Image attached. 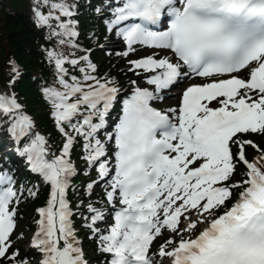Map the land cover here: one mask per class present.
Masks as SVG:
<instances>
[{
    "label": "snow or ice",
    "instance_id": "snow-or-ice-1",
    "mask_svg": "<svg viewBox=\"0 0 264 264\" xmlns=\"http://www.w3.org/2000/svg\"><path fill=\"white\" fill-rule=\"evenodd\" d=\"M33 3L38 28L61 48H79L75 5ZM108 10L107 30L118 29L127 47L123 56L137 45L153 50L129 61L127 71L154 90L136 86L123 97L114 78L97 75L88 55L46 50L55 82L41 94L64 138L59 155L35 131L15 93L0 92V127L51 189L37 210L30 244L39 264H88L67 199L78 175L70 159L77 138L83 159L107 185L105 199L114 211L107 234L98 227L106 214L92 202V215L83 218L98 250L108 254L107 264H158V258L159 264H264V148L251 138L264 137V0H114ZM12 72L9 87L20 77L14 62ZM194 77L205 82L184 88L178 107L164 112L153 106L161 93ZM249 147L258 158H247ZM241 164L246 178L237 181ZM16 183L0 166V261L30 264L12 251L24 195ZM98 183L86 185L89 194Z\"/></svg>",
    "mask_w": 264,
    "mask_h": 264
},
{
    "label": "trees",
    "instance_id": "trees-1",
    "mask_svg": "<svg viewBox=\"0 0 264 264\" xmlns=\"http://www.w3.org/2000/svg\"><path fill=\"white\" fill-rule=\"evenodd\" d=\"M107 0H68V3L75 5L78 29L81 34L76 43L83 49L91 51V58L98 60L101 64L97 67V75L114 76L123 73V70L116 64L114 54L108 55L103 48L102 43L109 40V31L107 30L106 19L110 15L101 14L109 12ZM110 1V0H108ZM112 5L114 0H111ZM33 0H0V85L5 86L12 78V63L14 62L20 70V77L14 85H11L19 103L23 105L26 112L35 121V131L45 135L49 141L51 152L60 154L63 144V136L58 132L53 119L50 116V106L45 101L41 92L45 86L53 85L55 82L54 70L48 63L46 50L55 49L62 51L69 58H80L84 55L83 51L61 48L55 38H49L47 29L38 28L34 23ZM101 8V13L96 9ZM47 12V9H44ZM72 74L79 75L77 69L70 68ZM133 75V72L131 73ZM264 138V137H263ZM83 141L77 138V143L72 150L71 162L83 160L81 149ZM260 148H264V140L258 143ZM249 160L258 158L260 153L251 147L246 150ZM26 166H22L21 172L26 173ZM245 167L241 164L235 175L237 181L245 179ZM42 178L35 177L29 181L32 189L37 191L34 200L25 198L20 203L22 216L35 214V208L42 206L48 199L50 185L45 184ZM87 175L82 173L74 176L69 196L75 206L81 211H86L88 199L83 192V186L86 185ZM37 186V187H34ZM239 189H237V192ZM80 225L84 231V219L78 217L74 220V226ZM28 227L26 223L24 229ZM96 242L87 238L86 245L91 248ZM34 264V263H31Z\"/></svg>",
    "mask_w": 264,
    "mask_h": 264
},
{
    "label": "rangeland",
    "instance_id": "rangeland-1",
    "mask_svg": "<svg viewBox=\"0 0 264 264\" xmlns=\"http://www.w3.org/2000/svg\"><path fill=\"white\" fill-rule=\"evenodd\" d=\"M106 48L107 50H113L114 48H118L119 49V53L122 54V56H120V58H117V65L119 67L123 66L125 67V72L118 74L117 76V80L119 81L118 86L121 89V96L126 97L128 96L134 86L132 83H130V81L135 80L137 81V86H141L144 82L142 81L141 77H137V76H133L130 78H126L125 75L128 73L127 69L129 67V61L133 60L135 56L137 55H133V56H123V52L125 51V47L122 43V41H112L108 44H106ZM122 49V50H121ZM164 55H168V53H165ZM136 87V86H135ZM161 96L163 97V99L161 100V103L163 104L164 107H169L172 108L174 107L177 103L176 101H179V94L177 93V90L175 89L174 91L171 92H167V93H161ZM160 106H162L161 104H159ZM256 144H258L259 142H262L264 140L263 137L261 136H252L251 137ZM16 157V167L17 169L20 166V162H18L20 160L19 156H15ZM4 158L2 156H0V166H3V168H6V165H4L3 163ZM9 169L10 166H8ZM77 170H81V171H89L92 168L91 167H87L84 168L80 165V163H77L76 166ZM95 172V171H94ZM91 173H93V171L91 170ZM15 178L17 179V175L15 173H13ZM99 178V176H98ZM98 181V179H97ZM95 181V182H97ZM103 191V186H96L93 191L92 194L96 195V193H101ZM87 193H89L87 191ZM111 207V206H110ZM112 209V208H111ZM108 212V211H107ZM91 213L88 214H84L85 217L91 216ZM107 217V215H106ZM17 220H18V228L16 230V232L13 235V238L17 239L18 242L13 244V247L17 248L20 250V255L21 257H27L29 259V261H33L34 264H39V260H40V256L37 252H35L34 249L30 248V241L32 240L34 233L36 231L35 229V222L33 221V215H28L25 218H20L19 217V213L17 212ZM25 222V223H24ZM26 223L28 224L29 228L32 229L33 231L31 233H22V229L25 227ZM109 223H111V221L108 219L107 217V221L106 222H102L101 224L99 223L98 227L100 229L101 232L106 231L105 230V226L104 225H109ZM81 234H80V238L79 240L82 242V247L84 249V253H85V258L88 261V264H107V260H108V254L103 253L101 251L98 250V248H95L94 246H92L91 248H89V246L86 245V241L87 238L89 237L88 233L83 232V230H81ZM20 236H22L23 238H19ZM96 241L99 243V241L96 239ZM162 240H159L158 242L155 243L154 245V249L153 251H156V249H158L159 244L161 243ZM158 264H159V258H158Z\"/></svg>",
    "mask_w": 264,
    "mask_h": 264
},
{
    "label": "bare ground",
    "instance_id": "bare-ground-1",
    "mask_svg": "<svg viewBox=\"0 0 264 264\" xmlns=\"http://www.w3.org/2000/svg\"><path fill=\"white\" fill-rule=\"evenodd\" d=\"M178 92L180 93V89L178 90Z\"/></svg>",
    "mask_w": 264,
    "mask_h": 264
}]
</instances>
